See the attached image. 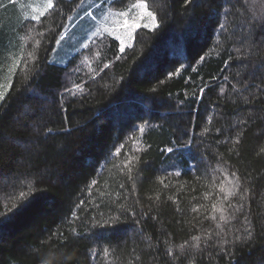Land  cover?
<instances>
[{"label":"trees","instance_id":"obj_1","mask_svg":"<svg viewBox=\"0 0 264 264\" xmlns=\"http://www.w3.org/2000/svg\"><path fill=\"white\" fill-rule=\"evenodd\" d=\"M19 1L0 12V81L4 44L23 52L0 103V264H264V0H145L158 27L96 41L88 70L85 49L50 63L82 0L11 22Z\"/></svg>","mask_w":264,"mask_h":264},{"label":"rangeland","instance_id":"obj_2","mask_svg":"<svg viewBox=\"0 0 264 264\" xmlns=\"http://www.w3.org/2000/svg\"><path fill=\"white\" fill-rule=\"evenodd\" d=\"M115 1L117 0H82L75 13L68 20L67 27L70 26L74 19H77L78 17L80 18L71 28V32L70 30L67 31L66 28L65 36H67V39L62 40L61 43L57 44L50 57V63H57L61 66H64L72 56L85 49L82 55L83 62L81 63V66L83 65L88 70V67L92 63V59L90 58L97 57L98 50H96L95 47L96 41L104 39L105 36L111 37L118 41L120 52H124L126 49L132 46L135 33L138 29H154L151 27V19L146 15H143L140 8L134 9L132 7V5L137 4L139 0H135L119 8L113 6ZM5 2L6 4L10 3L7 4V6H10L12 3H16L17 0H5ZM120 12H126L128 15L120 16ZM141 16L142 19H140V27L134 29L131 32V35H129V28L125 26L124 21L128 20V24L131 25L133 23V18ZM145 24H148L149 27H144ZM105 28L108 31H105ZM2 29L3 25L1 24L0 31ZM110 32L112 34H109ZM94 33L96 35H93ZM86 48H88L87 50L89 51L91 50L89 52L91 53V56H87L88 53ZM121 48L124 50L121 51ZM16 50L20 49L16 48ZM22 55L23 52H21V54L19 53V55L17 54V56L14 57L13 52V60L7 64L8 70L5 72V76L2 77V80L0 81V92H3V99L10 89L13 74L20 65ZM3 99H0V103ZM233 185H235L234 180L228 177L224 179L223 187L225 188V191H227Z\"/></svg>","mask_w":264,"mask_h":264},{"label":"snow or ice","instance_id":"obj_3","mask_svg":"<svg viewBox=\"0 0 264 264\" xmlns=\"http://www.w3.org/2000/svg\"><path fill=\"white\" fill-rule=\"evenodd\" d=\"M186 3H191V0H186ZM55 7V4L53 2V0H46V4L43 8V10L39 11L38 15H33L30 17L31 20L34 21H40L41 17H44L46 15V13L53 9ZM132 7L135 8H140L142 10L143 15H146L147 17H149L151 19V27L152 28H156L158 27L157 24V16L154 12H152L151 10H149V4L147 2H145V0H139V2L137 4H133ZM120 16H125L128 15V13L126 12H120L119 13ZM140 19H142L141 17H137V18H133V23L131 25L128 24V20L124 21L125 26H127L129 28V35H131V32L140 27ZM144 27H149L148 24H145ZM105 31H108L106 28L104 29ZM109 34H112L111 32ZM93 35H96L95 33ZM25 39H30V37H26ZM63 39V36H61L60 39L56 40V43L59 44L61 43ZM37 44H39V41H37ZM124 49L121 48V51H123ZM30 56H32V54H29ZM34 58V57H33ZM203 59V57L201 58ZM177 72L180 71V69L176 70ZM222 90V89H221ZM0 99H3V92H0ZM237 185H233L231 188H229L227 191H225L224 187H221L220 191L221 193H225L224 194V200H227L230 196L235 195V187ZM21 196H24V193L21 192ZM216 206L214 205V208ZM217 211L223 212L222 208H216ZM221 220H225V217L223 215H221L220 217ZM249 235H251V233H249ZM194 239H199V237H196ZM183 248V246H181Z\"/></svg>","mask_w":264,"mask_h":264},{"label":"crops","instance_id":"obj_4","mask_svg":"<svg viewBox=\"0 0 264 264\" xmlns=\"http://www.w3.org/2000/svg\"><path fill=\"white\" fill-rule=\"evenodd\" d=\"M5 4L6 3L0 4V12H4L3 10H5V8H6ZM45 4H46V0H21V2L19 1L20 6L16 7L17 11L19 9V14L17 16H13V15L8 16L7 15V18L11 22H18V23L21 21L30 20L31 16L38 15L39 11L43 10ZM11 11H13V10H11ZM6 14H8V11ZM79 18L80 17H78L77 19H74V21L70 24V26L67 27V31L68 30H70V32L72 31L71 28L74 26V24L77 22V20ZM13 26H15V25L13 24ZM66 38H67V36H65V32H64L63 39H66ZM14 42H15V44L17 43L16 41H14ZM2 52L8 54V56H11L13 54V52H14V54L16 53V56H17V54L19 55V53L21 54V50H16V47L13 45V43L12 42L8 43V41L6 42V44H4V48H3ZM11 59H12V57H10V60Z\"/></svg>","mask_w":264,"mask_h":264}]
</instances>
